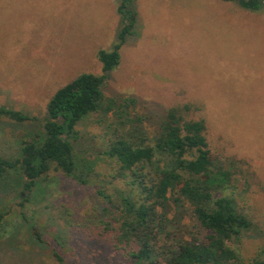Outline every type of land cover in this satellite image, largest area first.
I'll return each instance as SVG.
<instances>
[{"label":"rangeland","instance_id":"rangeland-1","mask_svg":"<svg viewBox=\"0 0 264 264\" xmlns=\"http://www.w3.org/2000/svg\"><path fill=\"white\" fill-rule=\"evenodd\" d=\"M137 5L136 32L103 92L137 100L131 109L142 118V135L158 133L172 107L205 120L214 159L230 175L216 197L233 198L253 223L231 245L242 264L264 260V11L220 0ZM117 7L118 0H0V107L42 118L59 88L82 73L102 75L98 52L116 41ZM113 123L112 116L90 114L77 125L78 165L96 172L93 184L52 170L26 203L14 193L22 182L18 171L0 178V212L10 213L0 225V264H59L56 250L65 264L132 263L112 243L114 231L104 229L109 213L97 194L99 184L109 192L126 188L108 183L115 164L102 155ZM39 131V124L0 118V156L19 157L22 140ZM182 226L205 234L190 215Z\"/></svg>","mask_w":264,"mask_h":264},{"label":"trees","instance_id":"trees-1","mask_svg":"<svg viewBox=\"0 0 264 264\" xmlns=\"http://www.w3.org/2000/svg\"><path fill=\"white\" fill-rule=\"evenodd\" d=\"M220 1L251 12L264 11V0ZM117 13L116 41L111 50L98 52L102 75L82 73L59 88L42 118L0 107V118L41 127L33 137L22 140L19 157L0 156V178L18 171L22 182L20 191L14 193L26 203L52 170L81 185L93 184L96 172L78 165L77 125L90 114L112 116L111 141L102 155L115 164L108 183L122 181L126 188L114 187L109 192L99 184L97 194L109 213L104 229L114 231V246L126 253L131 264H242L231 243L252 229L253 223L233 198L216 197L230 175L214 159L205 120L187 119L180 107H172L158 133L142 135L138 126L142 118L131 109L137 100L107 97L103 92L110 73L120 64L121 48L136 32L137 0H118ZM9 215L0 212V225ZM186 215L196 220L204 235L185 231L182 221ZM20 217L28 221L25 213ZM34 234L42 242L37 229ZM55 239L59 241V235ZM53 254L59 264H65L62 253L56 250ZM252 264H264V260Z\"/></svg>","mask_w":264,"mask_h":264}]
</instances>
